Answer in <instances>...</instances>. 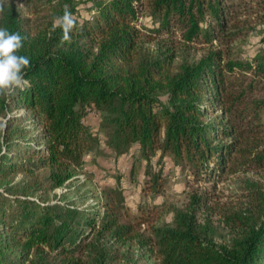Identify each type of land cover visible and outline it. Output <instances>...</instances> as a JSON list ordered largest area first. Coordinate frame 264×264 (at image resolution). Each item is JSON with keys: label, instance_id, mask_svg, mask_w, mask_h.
Instances as JSON below:
<instances>
[{"label": "trees", "instance_id": "trees-1", "mask_svg": "<svg viewBox=\"0 0 264 264\" xmlns=\"http://www.w3.org/2000/svg\"><path fill=\"white\" fill-rule=\"evenodd\" d=\"M228 1L0 0V27L24 38L31 62L28 83L0 96V264H114L130 241L158 264H264V97L254 93L264 91V48L231 59L241 31ZM248 1L264 22V0ZM65 5L71 42L53 25ZM90 112L116 157L137 146L156 158L144 181L154 194L166 155L204 187L239 172L260 179H241L229 203L204 188L172 224L130 235L117 189H80L99 144ZM220 227L227 241H216Z\"/></svg>", "mask_w": 264, "mask_h": 264}, {"label": "rangeland", "instance_id": "rangeland-1", "mask_svg": "<svg viewBox=\"0 0 264 264\" xmlns=\"http://www.w3.org/2000/svg\"><path fill=\"white\" fill-rule=\"evenodd\" d=\"M244 1L248 0L228 1L236 7L231 12V18L234 24L238 25V28H233L234 24L229 23L231 31H241L238 40L228 47L231 59L235 60L251 59L257 51L264 48V22H261L254 13L255 7L251 6L249 1L246 2L249 5L244 6ZM18 7L23 9L24 6L18 3ZM27 10L28 8L24 7L25 13L28 12ZM146 46L152 47L151 44ZM195 52L200 55L202 50H195L192 54ZM254 93L258 95L256 99L264 97V91L261 94ZM261 116L264 121V110ZM86 121L98 137L99 144L92 154L85 157L83 173L78 176L79 184L82 185L81 192L88 191V196L93 195L99 198L107 189H117L123 198L122 221L132 227L130 235L135 232L146 239L154 228L172 224L174 211H184L189 196L195 192H201L204 188L214 197L213 203H229L234 202L235 197L240 194L241 179H260L258 170L239 172L238 177L223 175L220 182L210 183L204 187L202 184L198 185L187 170H181L174 165L172 158L166 155L160 164L164 176L163 185L161 191L154 194L146 187V184L144 185V181L150 177L152 170L159 169L160 166L155 163L156 158L144 159L137 146L130 148L126 154L116 157L107 146L106 135L99 127V115L90 112ZM219 229L216 241L223 242L230 239L227 230L221 227ZM118 254L119 258L114 264H158L149 249L137 245L134 241L127 242L119 248Z\"/></svg>", "mask_w": 264, "mask_h": 264}, {"label": "clouds", "instance_id": "clouds-1", "mask_svg": "<svg viewBox=\"0 0 264 264\" xmlns=\"http://www.w3.org/2000/svg\"><path fill=\"white\" fill-rule=\"evenodd\" d=\"M0 12H3L2 4ZM53 25L62 30L63 42H71L70 33L76 26V18L68 5L64 6L61 16L54 18ZM23 39L18 32H10L7 28L0 27V96L10 97L28 83L25 80V70L31 67V62L27 56L19 54ZM6 123V119L0 118V129L5 127Z\"/></svg>", "mask_w": 264, "mask_h": 264}, {"label": "built area", "instance_id": "built-area-1", "mask_svg": "<svg viewBox=\"0 0 264 264\" xmlns=\"http://www.w3.org/2000/svg\"><path fill=\"white\" fill-rule=\"evenodd\" d=\"M80 178H82V177H80Z\"/></svg>", "mask_w": 264, "mask_h": 264}]
</instances>
